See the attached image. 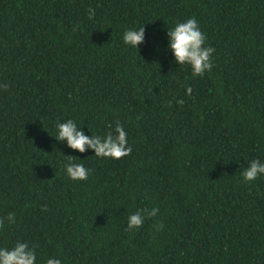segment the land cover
<instances>
[{"label":"trees","instance_id":"obj_1","mask_svg":"<svg viewBox=\"0 0 264 264\" xmlns=\"http://www.w3.org/2000/svg\"><path fill=\"white\" fill-rule=\"evenodd\" d=\"M193 17L216 49L203 77L169 48ZM143 26L139 49L123 42ZM0 85V217L16 214L0 248L38 246L37 264H264V174L242 176L264 162V0H0ZM68 119L89 137L121 122L132 153L69 148Z\"/></svg>","mask_w":264,"mask_h":264},{"label":"clouds","instance_id":"obj_2","mask_svg":"<svg viewBox=\"0 0 264 264\" xmlns=\"http://www.w3.org/2000/svg\"><path fill=\"white\" fill-rule=\"evenodd\" d=\"M88 18L95 19L96 10L89 7L87 9ZM169 48L174 54L175 61L179 65H189L192 74L197 77H203L205 73H210L213 69L212 56L216 49L206 46V35L202 32L200 25L195 17L185 22L177 23L172 29H168ZM145 41V27L138 30L129 29L123 35V42L133 48H138ZM5 91L8 85H0ZM191 87L187 88V94L191 95ZM181 105L183 100H179ZM57 135L55 138L61 142L67 141V146L80 153H85L89 149L94 150L98 158L122 159L132 153V147L128 144L127 132L121 122L117 121L114 132L110 130L106 136L85 135L82 128H79L76 122L68 119L65 122L58 123ZM112 128V125H109ZM69 156V162L64 166L67 176L73 181H86L89 178L90 169L83 164L75 163ZM264 174V162L254 159L250 162L249 167L242 173L243 182L251 183L260 175ZM43 211H47V206H43ZM159 208L140 209L129 215L126 231H133L143 227L146 218L156 217ZM6 222L8 225L16 223V214L9 212L7 216L0 217V231L5 230ZM156 231H163L164 224L162 221L154 225ZM38 246H30L27 242L17 241L12 248H0V264H37ZM46 264H62L58 258H48Z\"/></svg>","mask_w":264,"mask_h":264}]
</instances>
